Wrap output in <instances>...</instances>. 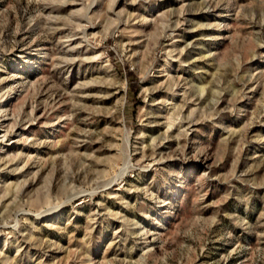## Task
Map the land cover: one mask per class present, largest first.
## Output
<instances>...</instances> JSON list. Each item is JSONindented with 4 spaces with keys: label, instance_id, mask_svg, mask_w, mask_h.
<instances>
[{
    "label": "rangeland",
    "instance_id": "obj_1",
    "mask_svg": "<svg viewBox=\"0 0 264 264\" xmlns=\"http://www.w3.org/2000/svg\"><path fill=\"white\" fill-rule=\"evenodd\" d=\"M0 264H264V0H0Z\"/></svg>",
    "mask_w": 264,
    "mask_h": 264
},
{
    "label": "bare ground",
    "instance_id": "obj_2",
    "mask_svg": "<svg viewBox=\"0 0 264 264\" xmlns=\"http://www.w3.org/2000/svg\"><path fill=\"white\" fill-rule=\"evenodd\" d=\"M203 90H205V88H203Z\"/></svg>",
    "mask_w": 264,
    "mask_h": 264
}]
</instances>
